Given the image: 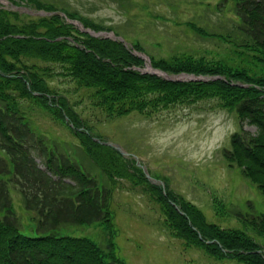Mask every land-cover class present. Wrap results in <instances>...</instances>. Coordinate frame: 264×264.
<instances>
[{"label":"trees","instance_id":"obj_1","mask_svg":"<svg viewBox=\"0 0 264 264\" xmlns=\"http://www.w3.org/2000/svg\"><path fill=\"white\" fill-rule=\"evenodd\" d=\"M7 1L12 6L64 11L66 16L33 17L0 3V264H125L113 241L112 200L117 179L144 188L150 200L160 206L164 226L185 248L202 249L219 261L264 264V213L252 210L251 204L250 212L229 210L212 197L216 213L237 219L244 229H225L209 222L202 209L171 191L167 183L164 193L161 186L150 183L135 161L97 142L75 104L52 84L55 78H63L78 89L89 90L92 105L109 121L132 112L151 117L175 105L216 99L219 108L237 115L240 125L222 149V156L264 196V0H222L233 4L244 37L238 43L216 34L232 47V58L151 57L153 67L171 75L222 76L227 82H172L141 73L137 69L145 62L136 53L145 50L138 41L127 47L118 40L93 37L70 20L81 21L95 31L113 29L50 3ZM189 26L202 37L216 36L196 24ZM26 101L48 110L54 120L69 118L82 129L72 131L85 154L103 171L107 180L103 186L60 152L59 145H50L43 135L36 134L22 107ZM12 190L20 193L25 208L34 213L39 234L21 231ZM94 223L104 226L109 234L105 248L85 237L56 233L61 225Z\"/></svg>","mask_w":264,"mask_h":264},{"label":"rangeland","instance_id":"obj_2","mask_svg":"<svg viewBox=\"0 0 264 264\" xmlns=\"http://www.w3.org/2000/svg\"><path fill=\"white\" fill-rule=\"evenodd\" d=\"M40 1L110 27L127 42L138 41L156 59L180 55L230 59L232 47L216 34L230 36L238 43L244 40L233 4L222 0ZM0 3L12 9L7 0ZM189 24L216 36L202 37ZM52 84L70 98L94 134L137 157L152 177L164 181L171 191L202 209L209 222L225 229H244L237 219L218 215L212 197L229 210L250 212L251 204L252 210L264 213V196L257 186L237 167H230L222 156V149L240 125L237 115L219 108L216 99L175 105L151 117L132 112L109 121L92 105L89 90L78 89L63 78H55ZM22 107L29 113L36 134L59 145V151H66L100 186L107 182L103 171L83 153L68 124L54 120L48 110L32 101L22 102ZM246 129L256 132L254 127ZM37 161L42 164L41 159ZM12 199L21 231L31 236L39 234L35 215L25 208L20 193L12 191ZM112 208L117 232L113 241L125 264H239L216 260L199 248H185L184 242L165 228L160 206L150 200L143 187L134 186L128 179H117ZM56 233L85 237L102 248L108 244V232L99 223L61 225Z\"/></svg>","mask_w":264,"mask_h":264},{"label":"water","instance_id":"obj_3","mask_svg":"<svg viewBox=\"0 0 264 264\" xmlns=\"http://www.w3.org/2000/svg\"><path fill=\"white\" fill-rule=\"evenodd\" d=\"M23 11H25L26 13H28V14H30L32 16H48V15L52 14V13H48V12H44V11H33V10H30V9H27V8H23ZM75 23L78 24L83 31H85L87 33H90L92 36L112 38V39H117V40L125 42L123 38L116 36L112 32H99V33H96V32H94L92 30L86 29L80 22H75ZM125 44L128 45L127 43H125ZM142 57H143L144 60L148 61V68L141 69L142 72L155 74L157 76L163 77L164 79H166L168 81H215V80H225V78L221 77V76H218V77H208V76L196 77L194 75H187V74H182V75H178V76L169 75L166 72L154 69L152 67V64L150 62V58L149 57H147L145 55H143ZM240 86H245V85H241L240 84ZM66 121L69 122V119L67 118ZM71 127H73V124H71ZM101 143L104 144V145H108V146H114L113 144H111L109 142H101ZM114 147L122 152V149L120 147H118V146H114ZM143 169H144L145 173H147L146 168L144 166H143ZM148 177L154 183L163 184V183H160V182H158L156 180H153L150 176H148Z\"/></svg>","mask_w":264,"mask_h":264}]
</instances>
